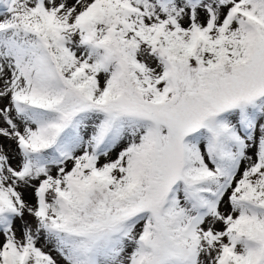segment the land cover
<instances>
[{"label": "snow or ice", "instance_id": "6c2138e0", "mask_svg": "<svg viewBox=\"0 0 264 264\" xmlns=\"http://www.w3.org/2000/svg\"><path fill=\"white\" fill-rule=\"evenodd\" d=\"M0 264H264V0H0Z\"/></svg>", "mask_w": 264, "mask_h": 264}, {"label": "rangeland", "instance_id": "374dc122", "mask_svg": "<svg viewBox=\"0 0 264 264\" xmlns=\"http://www.w3.org/2000/svg\"><path fill=\"white\" fill-rule=\"evenodd\" d=\"M13 147H14V145H13ZM28 202L33 203L34 201L31 198H29ZM42 243H43V241H41L40 244H38V246H40ZM45 250L47 251V249H45Z\"/></svg>", "mask_w": 264, "mask_h": 264}]
</instances>
